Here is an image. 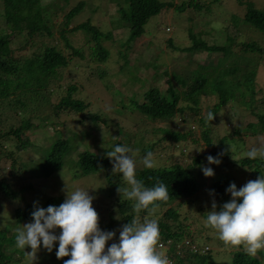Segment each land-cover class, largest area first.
<instances>
[{"label":"rangeland","instance_id":"1","mask_svg":"<svg viewBox=\"0 0 264 264\" xmlns=\"http://www.w3.org/2000/svg\"><path fill=\"white\" fill-rule=\"evenodd\" d=\"M80 1H85L86 5L73 18L68 27L71 29L91 18L102 31L112 34L113 39L104 41L110 50V57L104 65H101V71L107 70V73H104L103 78L98 77L97 68L100 65L72 54L70 46L66 44V40L61 37L58 31L55 32L54 36H47L44 39L29 36L27 32L19 33L14 37L12 45L18 57H31L35 51H41L44 45H38L37 42L55 44L67 55H73L70 65L61 69L62 88L68 84H76L77 90L74 96L85 100L89 107L85 111L86 117L82 112L68 110L61 112L59 116L51 115L52 121L57 123L56 126L51 124L36 126L40 124L39 121H42L41 115L44 112L40 114L35 111L29 117L22 119V129L32 143L25 149L17 150V155H15L18 160L16 169L12 168L13 162L10 157L5 153L1 155L0 181L6 180L17 189L28 185L30 182L34 183V190L29 193L25 192L27 194L26 199L39 205H42L51 195H63L66 198L67 185L72 189H89L90 194L94 196L93 207L100 217V228L116 232L114 240L107 242L110 245L113 242H118L119 231L122 225L127 222L119 210L117 197L109 192L110 184L106 172L89 174L80 178L74 177L73 162L77 160L78 152L87 147L86 144L94 145L96 151L102 153L105 149L110 150L123 137L122 140L125 145L132 148L136 153L137 169L144 167L142 162L145 155L144 147L153 146L152 152L156 167L176 163L192 165L196 155L207 154L203 163L195 165V168L201 171L199 178L203 182V187L198 195L189 199L178 200L174 205L178 209L181 222L184 221L185 223H183L185 229L193 235L186 239L192 241L191 239L194 238L195 241L193 242L201 245L203 243L208 244L213 248L212 254L216 262L232 264L231 252L238 248L225 244L219 239L215 230L205 227L207 212L211 210L213 199L218 206L220 205L214 194L210 195L209 190H211L210 184L216 179L230 177L237 187H241L251 180V169L240 164L233 165V162L245 157L246 151L250 148L264 145V134H252L246 128L250 122L258 121L257 113L264 114V57L260 61L256 76V114L237 99L223 106L210 122L214 140L213 147L219 144V139L223 136L235 138V141H232L229 146L231 152L232 145L234 154L231 153L227 158L212 155L213 147L208 145L202 137V128L199 123L194 122L192 124V117H188V120L191 121L194 135L189 136L180 145L174 146L172 141H162L163 133L159 131V128L178 126L184 124L183 120L178 119L173 122L152 120L142 115L139 110L133 109V105L126 104L123 107L122 104L131 92H136L138 96L152 86L166 88L168 77L165 74L166 71L187 75L190 72L188 70L195 69L198 62L207 64L212 61L220 64L223 58V54L220 52L210 53L200 48L193 52L179 49V47L189 46L192 43V38L189 35L190 27L199 34L201 33V37L210 44L222 41L221 44H224L228 36H231L235 37V41L238 43L235 46L236 49H241L242 42L252 38L264 46V34L245 22L248 1L253 2L258 8H264V0H243L242 3L240 0H197L204 5L203 8L197 9L195 5L188 4L185 10H178L176 7L184 0H162L173 2L175 6H167L160 14L152 17L146 25V32L141 37L131 41L129 48L126 45L122 46V43L127 40L128 30L117 25L118 2L124 0H70L67 4L64 1L57 2L58 14L55 16V20L60 23L64 19V14ZM3 7V2L0 1V9ZM5 24V21L0 20V32H9V28ZM213 25H220V27L216 28ZM68 35H70L71 44L76 48L85 41L84 33L81 30L70 32ZM26 38L27 40L32 38V41L26 42ZM22 45L24 46L21 48ZM26 47L27 49H25ZM86 53H88V48ZM252 53L255 54V52ZM126 59L128 60L127 64ZM134 77L137 79L133 81ZM130 80L133 81L131 86ZM63 91L54 92L52 95L53 103L60 101ZM125 95L127 96L123 97ZM141 100L142 97L139 101ZM217 101L216 95H205L203 97V113L207 114ZM2 112H8L6 116L12 115L9 109ZM46 112L49 113V110L47 109ZM90 112L100 113L107 122L98 120L95 123L89 117ZM17 119L16 124L18 125L20 117L17 116ZM31 119L34 120V123ZM56 130H60L64 138L71 139L76 147L66 158L64 166L53 175L46 177L35 171L34 166L42 157L46 156L44 149L51 146L57 138ZM87 130H90V135L84 134ZM236 130L242 131L236 135L234 134ZM125 133L129 136L132 135L130 140L125 138ZM193 138L198 139V141H193ZM19 142L16 137H13L5 142L4 149H15ZM209 155L217 157L221 163L219 165L209 164L207 160ZM204 167H212L215 174L211 177L205 176L202 171ZM262 168L264 173V167L262 166ZM111 169L113 170V165ZM18 205L22 206L24 203L10 199L0 189V215L5 214L2 215L3 218L0 217L1 226L11 222L14 210ZM164 210L165 208L156 206L151 211L145 212L144 215L136 212L135 219L140 222H143L144 219H156L158 221L163 218ZM58 233L59 230H57ZM26 251H31V249L28 248ZM26 251L16 247L9 253H12L15 258H21L20 264H32L31 257ZM54 251L55 248L49 253L41 247L36 253L33 264H52L57 260H64L57 259ZM260 254L264 263V250ZM257 257L259 258V256Z\"/></svg>","mask_w":264,"mask_h":264},{"label":"trees","instance_id":"2","mask_svg":"<svg viewBox=\"0 0 264 264\" xmlns=\"http://www.w3.org/2000/svg\"><path fill=\"white\" fill-rule=\"evenodd\" d=\"M0 1L4 5L0 9V20L5 21L9 28V32H0V157L5 153L12 159V168L16 169L18 160L15 155H17V150L25 149L32 143L22 129V119L29 117L35 111L40 114L44 112L41 115L42 121H39L40 124L35 125L46 126L51 124L56 126L57 123L52 121L51 115L56 114L59 116L65 110L78 111L85 115L89 105L85 100L74 96L77 90L76 84H68L62 88L61 81L63 76L61 69L70 65L73 55H67L55 44L37 42L38 45H44L41 51H35L31 57H18L12 45L14 37L19 33L27 32L29 36L44 39L47 36H54L55 32L58 31L61 37L66 40V44L70 46L72 54L100 65L97 68V75L102 78L104 73H107V70L101 71V65H104L110 57V50L104 44V41L113 38L111 33L108 34L102 31L91 18L69 29L68 26L73 18L86 5L85 1H80L66 12L64 19L60 23L55 20V16L58 14L57 4L61 1L67 4L70 0ZM242 2L243 0H240V3ZM188 4L195 5L197 9L204 7L197 0H184L176 7L178 10H185ZM173 5V2L162 0H124L123 2H118L117 11L119 16L117 25L123 26L128 30L127 40L122 43V46L126 45L129 48L131 41L141 37L146 32V25L152 17L160 14L165 7ZM247 5L248 10L245 15V22L264 34V8H258L253 2L249 1ZM76 30H81L85 38L84 43L77 48L71 44L70 35H68ZM200 34L190 27L189 35L192 38V43L189 46L179 47V49L193 52L200 48L210 53L220 52L223 54V58L219 65L212 61L207 64L198 62L196 63L197 67L193 70H188L190 72L187 75L185 73L178 74L166 71L165 74L168 76L166 88L152 86L138 94V96L136 92L123 96H127L122 104L123 107L126 104H131L134 106L133 109L139 110L142 115L152 120L163 122L183 120L184 124L179 123L180 125L178 126L159 128V131L163 133L162 141H172L174 146L180 145L182 141L194 135L192 124L195 122L199 123L202 128V137L208 145L213 147L214 140L210 124L212 120H208L206 117L209 113H212L215 118L221 108L231 101L239 99L256 114V76L260 61L264 57L263 44L252 38L242 42L241 49H236L235 46L238 43L235 41V37L228 36L224 44H221L223 41L210 44ZM25 41L30 42L32 38L29 40L26 38ZM87 48L88 53H86ZM252 52H255V54ZM127 63L128 60L126 59ZM135 79L137 78L134 77L132 80L134 81ZM132 80H130V86L133 83ZM61 90H64V93L60 101L53 103L52 95L55 91ZM205 95H216L218 98V101L208 110L207 114L203 113V97ZM140 97H142L141 101H139ZM6 109H9L12 115L6 116L8 112H2ZM47 109L49 113L46 112ZM17 116L20 117L18 125L16 124ZM257 116L258 121L250 122L246 128L252 134H264V114L257 113ZM89 117L95 123L98 120L107 122L98 112H90ZM188 117H192V124ZM31 121L34 123L33 119ZM241 131L236 130L234 134L238 135ZM56 132L58 134L57 138L51 146L44 149L46 156L42 157L38 164L34 166L35 171L46 177L59 171L64 166L66 158L70 155L72 149L76 147L71 139L63 137L60 130H56ZM84 134L90 135L91 132L87 130ZM124 136L127 140H130L132 135L129 136L125 133ZM13 137L20 141L19 145L15 149H4L5 142H8ZM231 137L223 136L220 138L219 144L213 147L211 151L212 155L227 158L231 153L234 154L233 151L230 152L229 150L230 144L235 141V138ZM122 139L118 140L117 144L125 145ZM193 141L197 142L198 139L193 138ZM86 146L82 151L78 152L77 160L73 162L74 177L80 178L89 174L106 172L110 184L109 192L117 197L119 210L126 222L129 223L134 219L137 213L144 215L147 212L146 210L136 213L134 209L135 201L124 200L118 191L120 186L123 188L126 187V184L123 182L122 174L113 173L111 169L112 163L106 155L108 149L100 153L96 151L94 145L86 144ZM152 150L153 146L144 147L145 154L148 151L152 152ZM206 156L207 154L204 153L196 155L192 165L176 163L154 167L153 169H147L145 166L137 169V178L142 180L146 187H152L157 182L167 185L168 199L160 201L156 205L165 208L163 218L158 220L160 228L159 241L169 239L179 241L193 236L185 229V223L184 221L181 222L180 214L174 203L178 202V200H185L198 195V192L203 187V182L199 178L201 171L195 168V165L203 163ZM237 164L251 169V180H255L264 174L262 168V166L264 167V160H249L243 157L239 161L234 160L233 165ZM232 182L233 179L226 177L216 179L210 184V189L215 190L214 196L220 205L231 199L226 189ZM0 189L10 199L24 203V205L16 207L10 223H6L4 226L0 225V264H20L21 258H15L12 253H9V251H13L16 248L15 235L17 230L23 229L24 224L31 222V214L35 207L58 206L63 203L65 197L63 195H51L42 205H39L26 199L27 194L25 192L29 193L34 190V183L32 182L17 189L6 180H2L0 181ZM2 215L5 214L0 215L3 218ZM171 221L173 222L171 223ZM13 228L16 230H13ZM191 240L195 241L194 238ZM175 243L173 242V249H176ZM237 248L231 252L232 264H264L260 254L262 250L261 252L258 251L256 255L250 256L244 252L242 247ZM212 250L213 248L204 253L201 251L195 252L188 246L183 245L182 254L174 253L175 264H220L215 261ZM62 259L64 260H57L52 264H64L65 259H68V257Z\"/></svg>","mask_w":264,"mask_h":264},{"label":"clouds","instance_id":"3","mask_svg":"<svg viewBox=\"0 0 264 264\" xmlns=\"http://www.w3.org/2000/svg\"><path fill=\"white\" fill-rule=\"evenodd\" d=\"M213 27L219 28L220 25ZM213 118L212 113L206 117L208 120ZM106 155L113 165V173L122 174L126 184L118 191L124 200L135 201L136 212L151 211L158 202L168 199L166 184L157 182L146 187L137 178L136 153L132 148L115 144ZM245 158L264 160V145L247 150ZM207 160L209 164L221 163L212 155ZM142 162L147 169L156 167L151 151L146 152ZM202 171L207 177L215 174L212 167H204ZM209 191L210 195L215 192L214 189ZM226 192L231 199L219 206L213 199L205 227L215 230L225 244L242 247L247 255L254 256L264 250V174L241 187L233 182ZM93 200L89 189H72L67 185L63 203L46 208L35 207L31 222L16 232V247L23 251L31 249L26 252L32 264L41 247L49 253L55 248L57 259L70 257L64 264H170L168 257L157 249L160 228L156 219H144L143 222L132 219L122 225L118 242L108 245L107 242L116 237V232L100 228V217L93 207Z\"/></svg>","mask_w":264,"mask_h":264},{"label":"built area","instance_id":"4","mask_svg":"<svg viewBox=\"0 0 264 264\" xmlns=\"http://www.w3.org/2000/svg\"><path fill=\"white\" fill-rule=\"evenodd\" d=\"M172 242H173L172 239H169L168 241H159L157 249H158V251L162 252L163 254H165L168 257L170 264H175L174 253L177 252L178 254H182L183 248H182L181 244H177L176 249H173ZM185 243L188 245V247L191 250H194L195 252L201 251L202 253H204L210 249V246L207 244L206 245H198L196 243H190L189 240H187Z\"/></svg>","mask_w":264,"mask_h":264},{"label":"bare ground","instance_id":"5","mask_svg":"<svg viewBox=\"0 0 264 264\" xmlns=\"http://www.w3.org/2000/svg\"><path fill=\"white\" fill-rule=\"evenodd\" d=\"M173 240V239H172ZM188 239H182V240H179V241H175V240H173V242H176L175 243V245L177 246V244H181V246H182V248H183V245H186V246H188L185 242L187 241ZM160 241H168V240H160ZM190 241V240H189ZM159 242V241H158ZM173 242H172V245H173ZM190 243H196V244H198V245H201V244H199V243H197V242H193V241H190Z\"/></svg>","mask_w":264,"mask_h":264}]
</instances>
